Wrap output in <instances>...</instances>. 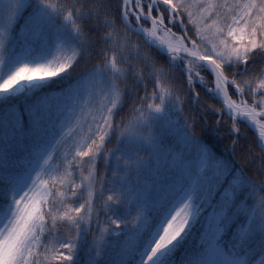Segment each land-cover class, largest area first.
<instances>
[{
    "label": "snow or ice",
    "instance_id": "6c2138e0",
    "mask_svg": "<svg viewBox=\"0 0 264 264\" xmlns=\"http://www.w3.org/2000/svg\"><path fill=\"white\" fill-rule=\"evenodd\" d=\"M242 126L264 0H0V264H264Z\"/></svg>",
    "mask_w": 264,
    "mask_h": 264
},
{
    "label": "trees",
    "instance_id": "16d2710c",
    "mask_svg": "<svg viewBox=\"0 0 264 264\" xmlns=\"http://www.w3.org/2000/svg\"><path fill=\"white\" fill-rule=\"evenodd\" d=\"M95 63H96V60L93 59L88 63L87 66L91 67ZM83 64H84V62L81 61V67L78 69V72H83L86 70L83 67ZM204 102H205V104L211 103V100L205 98ZM199 112H200V109H197V113H199ZM214 116H215V113L209 112L207 114V117H204L201 115V116H199V119L201 122H203L205 119H207V123L209 124V126H211V125L215 124ZM230 126H231V121H228L227 123H222L220 125L219 135L222 137V140H221V147L222 148H227L231 144ZM197 130H199V128ZM241 130L245 134L240 136L239 142L235 148V154L232 155L230 158L232 159V161L234 162V164L236 165L237 168L243 167L245 169V171L247 172V174L249 176L253 177L254 179H256L257 182L264 180V175H260L256 171V166L254 164H249L248 158L245 157V155H244L245 150H247L250 145L254 144V140H255L256 136L251 130L244 129L243 126H242ZM218 151H219V149H218ZM253 154L256 155V159L259 160V155L255 152V149H254ZM101 167H102V165H101Z\"/></svg>",
    "mask_w": 264,
    "mask_h": 264
},
{
    "label": "water",
    "instance_id": "95a60500",
    "mask_svg": "<svg viewBox=\"0 0 264 264\" xmlns=\"http://www.w3.org/2000/svg\"><path fill=\"white\" fill-rule=\"evenodd\" d=\"M252 131V130H251ZM253 132V131H252ZM256 136H257V134L255 133V132H253Z\"/></svg>",
    "mask_w": 264,
    "mask_h": 264
}]
</instances>
